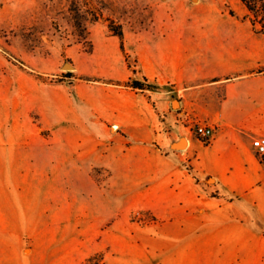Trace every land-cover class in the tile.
Masks as SVG:
<instances>
[{"label":"crops","instance_id":"0c3cea01","mask_svg":"<svg viewBox=\"0 0 264 264\" xmlns=\"http://www.w3.org/2000/svg\"><path fill=\"white\" fill-rule=\"evenodd\" d=\"M164 18L155 13L150 27L124 30L123 50L115 36L95 46L84 74L120 84L31 79L0 90L8 168L21 178L40 172L65 184L75 174L89 176L92 156L108 148L122 155L147 150L178 167L161 177L175 178L181 209L206 215L212 208L221 256L264 264V162L252 147V138L264 137V74L238 67L234 51L221 59L217 37L233 40L234 28L187 25L184 13ZM133 80L152 89L124 86ZM182 117L212 126L211 143L204 146ZM195 227L192 236L202 238L204 223Z\"/></svg>","mask_w":264,"mask_h":264},{"label":"rangeland","instance_id":"374dc122","mask_svg":"<svg viewBox=\"0 0 264 264\" xmlns=\"http://www.w3.org/2000/svg\"><path fill=\"white\" fill-rule=\"evenodd\" d=\"M155 13L165 20L184 13V24L201 28H234L233 40L217 37L221 59L234 51L238 67L264 74V35L239 0H0V90L31 79L117 84L84 74L95 46L115 36L108 20L138 31L154 24ZM141 83L144 89L131 88L148 90ZM198 122L181 119L192 131ZM11 156L0 147V264H246L219 254L212 208L206 215L180 208L175 178L161 177L178 167L162 156L108 148L92 156L89 176L75 174L65 184L40 172L17 176L7 165ZM181 165L191 171L187 161ZM200 221L206 234L197 239Z\"/></svg>","mask_w":264,"mask_h":264},{"label":"trees","instance_id":"16d2710c","mask_svg":"<svg viewBox=\"0 0 264 264\" xmlns=\"http://www.w3.org/2000/svg\"><path fill=\"white\" fill-rule=\"evenodd\" d=\"M247 12V17L256 33L264 35V0H239ZM96 20V19H94ZM108 29L111 34L118 37L121 49L124 48L123 44V29L121 24L115 23L113 20H108ZM91 50V47L87 50ZM118 84V83H117ZM124 86L133 88L144 89V84L138 81H129ZM147 89H151L150 85H146Z\"/></svg>","mask_w":264,"mask_h":264},{"label":"built area","instance_id":"2783aa9c","mask_svg":"<svg viewBox=\"0 0 264 264\" xmlns=\"http://www.w3.org/2000/svg\"><path fill=\"white\" fill-rule=\"evenodd\" d=\"M193 132L201 139L203 143H209L212 141L215 134L214 128L212 126L199 122L193 126ZM252 147L259 155L260 159L264 162V137L259 136L252 138Z\"/></svg>","mask_w":264,"mask_h":264},{"label":"water","instance_id":"95a60500","mask_svg":"<svg viewBox=\"0 0 264 264\" xmlns=\"http://www.w3.org/2000/svg\"><path fill=\"white\" fill-rule=\"evenodd\" d=\"M174 105H175V103H174Z\"/></svg>","mask_w":264,"mask_h":264}]
</instances>
